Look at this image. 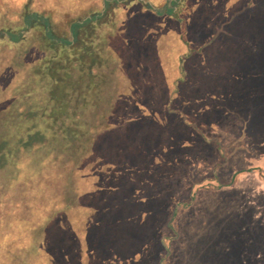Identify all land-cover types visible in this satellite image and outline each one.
Segmentation results:
<instances>
[{
    "label": "rangeland",
    "instance_id": "374dc122",
    "mask_svg": "<svg viewBox=\"0 0 264 264\" xmlns=\"http://www.w3.org/2000/svg\"><path fill=\"white\" fill-rule=\"evenodd\" d=\"M7 1L22 0H0V17L14 16ZM204 1L216 10L196 15L189 38L199 53L181 63L166 48L170 38L159 50L147 34L157 18L137 0L126 8L134 13L126 31L131 45L125 50L115 42L123 58L103 72L112 73L106 88H114L115 99L113 79L139 93L131 88L118 96L126 103L118 125L108 97L98 103V116L90 112L83 121L88 141H78L79 149L68 148L60 130L40 117L16 124L20 132L38 130L31 143L40 144L0 166V264H264V0H231L239 10L222 28L232 44L209 38L225 13L223 0ZM94 3L101 7V0ZM240 37L249 48L244 62ZM26 76L24 69L0 74V94L6 82ZM170 83L179 85L168 96ZM215 93L224 95L221 110L208 108ZM229 94L237 98L233 109ZM7 97L6 108L22 107ZM65 150L75 155L60 171L55 158ZM31 178L37 187L55 181L70 232H20L14 237L20 245L7 247L4 233L19 232L14 218L29 210Z\"/></svg>",
    "mask_w": 264,
    "mask_h": 264
},
{
    "label": "trees",
    "instance_id": "16d2710c",
    "mask_svg": "<svg viewBox=\"0 0 264 264\" xmlns=\"http://www.w3.org/2000/svg\"><path fill=\"white\" fill-rule=\"evenodd\" d=\"M89 1L22 0L19 5H12L7 1L14 16L5 18V14L0 17V67L2 68L0 74L3 79L7 71L24 69L27 71V76L18 78L16 83L6 82V87H3L2 91L7 90L4 94H0L1 167L5 168L11 159L18 157L21 149L27 150L40 144L31 143L32 137L37 136L39 131L34 130L32 126L24 132L15 130L18 122L40 117L46 125H53L57 131L60 130L59 136L67 141L68 148L79 149L78 141H81V145L84 140L88 141L86 136L88 129H83L82 123L88 122L90 112L93 114L97 112L98 116V103L101 99L104 100L105 97H108V100L112 99L114 106L110 109V115L117 116L112 124L116 126L124 120L122 110L123 104H126L121 103L118 96H126L128 89L130 91L131 88H135V94L139 93L133 85H128L130 88L126 90L119 89L116 80L113 79V85L115 89H118V96L115 99L112 93L114 88H106V84L112 81V78L108 77L112 73L109 71L108 75L103 72L106 66H109L110 60L123 58L115 42L125 50H128L131 45L126 31L127 22L134 13L126 8L130 9L135 0H130L129 3L128 0H101L100 8L96 6L94 0L91 1V5ZM230 2L231 0H223L222 6L225 13L219 21L215 22L213 33H210L209 38L216 34L219 35L218 38H225L224 41L232 44L234 43L232 33L222 28L223 24L227 25V22L231 21L229 19L234 12L239 10V7H235ZM137 3L158 20L154 28L149 27L150 29L147 30V34L154 39L156 48L159 49L161 41L170 38L166 48L169 53L178 56L179 63L199 53V50H195L193 40L189 38V30L192 29L196 15L204 8L211 12L216 10L212 7L214 4L205 3L204 0H171L169 4L163 2L161 5L152 4L149 0H137ZM121 11H128L125 18H122L124 12ZM4 18L5 24L1 23V21L4 22ZM215 28H218L222 34L220 35ZM242 37H240V47L244 51V56L242 55L240 60L244 62L247 60L249 48L246 45L247 41ZM124 72L125 77L130 78L126 68ZM178 85L175 83L166 85L167 93L170 92L168 96L174 92L171 89H176ZM106 91L108 92L105 96ZM230 95L228 102L233 109L232 101H236L237 98ZM241 95L242 93H240V100ZM6 97L14 98L15 102L22 107H17V110L12 107L6 108V102H8ZM223 97V94L220 96L217 93L213 94L211 97L213 104H210L208 108L221 110L222 105L218 104V101H221ZM168 102L170 103V100ZM134 104L136 109H145L144 102L140 105L136 102ZM227 105L226 103L224 106L225 113H228ZM97 116L94 117L95 121ZM210 121L213 124L216 120ZM60 154L62 157L55 158L59 162V169L61 171L64 166L67 170L66 165L68 161H72L70 157L75 155V151L70 154L65 150V153L61 151ZM16 167L18 173L21 170L20 164L18 163ZM27 173L26 180H28ZM33 179L31 178L29 182L34 183L38 180ZM65 180L67 182L68 179L65 178ZM53 182L48 184L45 180L40 187L36 186L37 182L30 184L31 198L26 203L29 210H26L22 216L14 218L18 222L19 232L4 233L7 247L20 245L19 239L14 238L20 232H37L38 234L48 232L47 229L49 232H70L67 207L58 208L56 187L54 188ZM48 205L51 207H47ZM52 226L54 228L51 230Z\"/></svg>",
    "mask_w": 264,
    "mask_h": 264
}]
</instances>
